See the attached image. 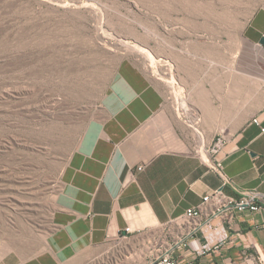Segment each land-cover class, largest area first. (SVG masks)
Segmentation results:
<instances>
[{
	"label": "rangeland",
	"instance_id": "obj_1",
	"mask_svg": "<svg viewBox=\"0 0 264 264\" xmlns=\"http://www.w3.org/2000/svg\"><path fill=\"white\" fill-rule=\"evenodd\" d=\"M260 7L264 0H0V264L43 249L61 173L121 57L199 129L214 92L222 119L233 115L235 94L237 128L254 114L264 49L242 30ZM247 256L196 264H264ZM113 259L128 263L114 255L100 264Z\"/></svg>",
	"mask_w": 264,
	"mask_h": 264
},
{
	"label": "crops",
	"instance_id": "obj_2",
	"mask_svg": "<svg viewBox=\"0 0 264 264\" xmlns=\"http://www.w3.org/2000/svg\"><path fill=\"white\" fill-rule=\"evenodd\" d=\"M242 33L249 43L264 49V7L253 12ZM253 73L259 77L256 88L262 91L254 103L255 113L246 114L237 128L235 94L233 115L222 119L214 92L211 108L201 110L202 147L198 132L165 104L162 90L149 74L132 58L121 57L61 173L43 249L2 264H100L114 255L126 256L127 264H140L160 225L221 186L212 167L215 158L222 161L230 179L224 193L238 196L255 189L264 194V132L252 122L258 118L264 126V67ZM223 122L229 123V132L220 135L223 143L211 156ZM259 218L256 213L236 218L228 241L209 258L235 263L237 257L255 255L264 260ZM127 226L131 231L121 239Z\"/></svg>",
	"mask_w": 264,
	"mask_h": 264
},
{
	"label": "built area",
	"instance_id": "obj_3",
	"mask_svg": "<svg viewBox=\"0 0 264 264\" xmlns=\"http://www.w3.org/2000/svg\"><path fill=\"white\" fill-rule=\"evenodd\" d=\"M252 122L264 132L258 118H253ZM221 143L222 137L216 136L215 144L209 150L211 156H216ZM212 167L221 179V186L203 196L181 216L160 225L148 240L140 264H185L187 260L211 256L228 241V230L235 219L244 214H258L256 226L264 228V194L255 189L244 190L238 196L224 193L222 188L230 183V179L223 171L222 161L213 159ZM130 231L127 226L119 237L126 238Z\"/></svg>",
	"mask_w": 264,
	"mask_h": 264
},
{
	"label": "bare ground",
	"instance_id": "obj_4",
	"mask_svg": "<svg viewBox=\"0 0 264 264\" xmlns=\"http://www.w3.org/2000/svg\"><path fill=\"white\" fill-rule=\"evenodd\" d=\"M125 45L128 47V48H130V49H132V50H134L135 52L136 51H139V52H144V51H146V50H144V49H142L141 47H136L135 45H129L128 44V42L127 43H125ZM125 47V46H124ZM127 48V49H128ZM129 50V49H128ZM130 52H131V50H130ZM148 52V51H147ZM145 54V53H144ZM148 54V53H147ZM147 54H145V55H147ZM143 55V54H142ZM150 55V53L147 55V56H149ZM146 56V57H147ZM150 57V56H149ZM148 58V57H147ZM172 76V75H171ZM172 78V77H171ZM174 79V78H173ZM167 82V81H166ZM171 82L173 83L174 81H172V79H171V81L170 80H168V85H171ZM170 83V84H169ZM171 88H172V85L170 86ZM176 95V94H175ZM176 98V101H177V103L178 104H181V102L183 101V98H182V96H176L175 97ZM187 111V110H186ZM188 116H189V118H190V116L192 115V112H188L187 111V113H186ZM190 114V115H189ZM196 116H192V119L189 121L190 123V125L191 126H193V129H195L196 130V132H198V140H199V142L201 143L200 145L203 147L204 146V136H203V132L198 128V126L196 125ZM198 120L199 119H197V122H198ZM197 134V133H196ZM204 151V150H203Z\"/></svg>",
	"mask_w": 264,
	"mask_h": 264
},
{
	"label": "water",
	"instance_id": "obj_5",
	"mask_svg": "<svg viewBox=\"0 0 264 264\" xmlns=\"http://www.w3.org/2000/svg\"><path fill=\"white\" fill-rule=\"evenodd\" d=\"M261 43H262V44L264 43V39H261Z\"/></svg>",
	"mask_w": 264,
	"mask_h": 264
}]
</instances>
